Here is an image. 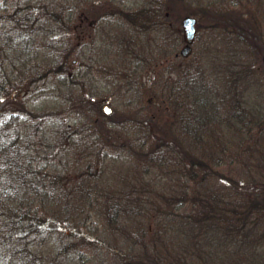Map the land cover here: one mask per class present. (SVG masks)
<instances>
[{
	"label": "rangeland",
	"instance_id": "obj_1",
	"mask_svg": "<svg viewBox=\"0 0 264 264\" xmlns=\"http://www.w3.org/2000/svg\"><path fill=\"white\" fill-rule=\"evenodd\" d=\"M62 1L0 0V264H264V220L229 226L206 181L229 196L230 148L232 182H264V0H122L119 24L140 7L152 37L106 38V53L150 50L154 83H127L151 68L134 60L83 83ZM188 156L206 178L183 177Z\"/></svg>",
	"mask_w": 264,
	"mask_h": 264
},
{
	"label": "flooded vegetation",
	"instance_id": "obj_2",
	"mask_svg": "<svg viewBox=\"0 0 264 264\" xmlns=\"http://www.w3.org/2000/svg\"><path fill=\"white\" fill-rule=\"evenodd\" d=\"M152 1V0H150ZM150 1L145 0L140 1V7H142L145 11V13H156L157 11L152 10V3ZM63 7H57V4L54 5V9L56 10L54 12H57V15H61L60 20H64L67 24H69V27L71 28V37L77 38V39H83L86 40L84 43L85 48L82 49V65L84 67L85 76H84V82L83 83H105L107 80L110 79V72L116 73L117 69H120V66L122 62L124 61H136L142 64L144 67L151 66L146 75V79L143 78V80H139L141 76L137 74L132 75V71H129V76H133L132 80H129L127 83H154V79H151V76H149V73L153 66V58L152 54L150 53V50L142 51L139 48L134 49L131 51H127V53L118 55L116 50H113L112 53H106L107 49L104 47V40L106 38H126L125 36L131 37H138V35H142L145 37H152V35L149 33V35H146L147 32H144L143 25L147 21L146 17L137 16L139 14V8L135 11H132L129 13L130 16L127 17V19L124 21V23L119 24L121 22L118 17H122L124 13H126L122 7V0H66ZM143 2V5H142ZM154 2V0H153ZM175 2V1H173ZM132 4V0L129 2ZM150 3V5L147 6V4ZM156 3V2H155ZM159 5L165 6L166 4L169 5L168 0H157V3ZM167 5V6H168ZM42 6V5H41ZM41 6L34 5V9L32 8V11H36L37 9L42 8ZM52 6V4H51ZM45 7V6H44ZM151 7V8H150ZM52 8V7H51ZM123 13V14H122ZM134 14L135 16H131ZM107 15H109L111 18L108 19L109 25L113 26V23L117 27H113L112 29H106L105 24ZM125 18V16H123ZM62 20V21H63ZM148 22V21H147ZM104 24L102 27L100 24ZM124 24L128 25V29L130 26V29L132 27V31H122ZM148 30V29H145ZM154 30V28H153ZM152 30V32H153ZM195 30H196V21H195ZM124 32V33H123ZM111 50V49H108ZM137 50L138 52H135ZM72 50H69V53H71ZM72 54V53H71ZM182 55V54H181ZM125 56V58H123ZM184 56V55H182ZM130 57V58H129ZM165 62H168V59H164ZM73 63L75 61L72 60ZM59 64L63 63L62 59L60 58L58 60ZM164 64V62L162 63ZM129 69V68H127ZM107 71V72H106ZM136 71V70H135ZM131 72V73H130ZM71 75V74H70ZM134 76H139L137 79L134 80ZM143 76V75H142ZM159 83V82H156ZM90 94V93H88ZM99 97L97 100H92L93 102H105L106 99H100ZM111 108L108 106H103V112L108 116L110 113ZM118 120V119H117Z\"/></svg>",
	"mask_w": 264,
	"mask_h": 264
},
{
	"label": "trees",
	"instance_id": "obj_3",
	"mask_svg": "<svg viewBox=\"0 0 264 264\" xmlns=\"http://www.w3.org/2000/svg\"><path fill=\"white\" fill-rule=\"evenodd\" d=\"M204 106H205V103H204ZM234 116L236 118V121H235L236 126H234L235 128L234 130L232 129V131H235L237 129L238 131H237V134L233 133V136L230 135L229 143L231 145L233 144L234 146H236L237 143L239 145L243 144L242 140H240V142L238 140L240 139V135H241L240 131L242 132L241 123L244 119H246V113L237 111L236 113H234ZM206 118H210L212 122L216 121V119L212 115V112L206 111L205 115L204 114L201 115V120L203 119L202 124L206 122ZM243 150H245V148H243ZM238 152H239L238 150H235L234 152V150H231L229 148V156L230 154H232V157H230L229 159V163H230L229 165V189H228L229 196L221 194V190L219 189L221 185H218L217 182L216 183L212 182L214 180L213 177L209 176L206 178L207 176L206 171L209 165L207 162H199L200 161L199 158L197 161L196 159L197 157L195 158L196 160L190 159L189 156L186 158V160L185 159L182 160L183 166H184L183 177L186 176L187 180L195 179L198 177L197 176L198 173H200V171L202 172L201 169H204L203 176L206 178V181L209 184H211V187H212L210 190L212 192L211 202H213L212 204L213 209L219 214H224L225 212L227 213V215L229 216V226L238 224L237 226L243 227V225L247 223L246 217H254L260 222L264 220V197L262 194V192H264V182H258L259 185L256 186L257 189H254L255 187L253 185L251 186L249 185L251 189H248V192H247L248 194L246 193V188H244L245 183L240 185L238 182L237 183L232 182L231 180V178H233L232 176H234L235 172L237 173V171H239L238 168L236 169V167L232 166L231 164L234 162V158H235V161H238L237 159ZM239 165L240 163L238 161L237 166L239 167ZM245 175H247V173ZM201 176H202V173L200 174V177ZM259 192L260 194H262V197H263V199L261 200L257 198V195L259 194ZM240 222H242L243 224H240ZM241 237H243V235ZM230 238L232 239L231 241L236 240V237L235 238L230 237Z\"/></svg>",
	"mask_w": 264,
	"mask_h": 264
},
{
	"label": "water",
	"instance_id": "obj_4",
	"mask_svg": "<svg viewBox=\"0 0 264 264\" xmlns=\"http://www.w3.org/2000/svg\"><path fill=\"white\" fill-rule=\"evenodd\" d=\"M195 18L191 17V16H186L183 20H182V27H183V31H184V35H185V48L181 51L182 55H186V53L189 50V44L191 43V41L193 40V36L195 33Z\"/></svg>",
	"mask_w": 264,
	"mask_h": 264
}]
</instances>
